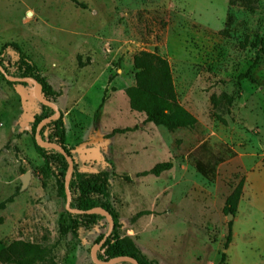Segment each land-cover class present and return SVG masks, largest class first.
Segmentation results:
<instances>
[{"label":"rangeland","instance_id":"rangeland-1","mask_svg":"<svg viewBox=\"0 0 264 264\" xmlns=\"http://www.w3.org/2000/svg\"><path fill=\"white\" fill-rule=\"evenodd\" d=\"M75 1L0 0V48L16 43L56 93L47 100L31 79L9 76L16 54L7 50L0 66V202L13 201L0 211V250L22 240L51 247L56 264L107 259L101 246L113 222L105 211L93 212L104 219L90 230L60 233L68 225L66 191L59 197L53 176L38 173L43 161L32 141L35 125L37 140L50 143L49 121L39 126L47 101L62 115L77 168L108 173L116 235L130 237L147 260L217 264L225 253V264H264V0ZM140 51L168 61L177 102L195 127L169 132L130 110L125 89L134 84L132 58ZM249 69L251 78H239ZM115 129L131 131L111 134ZM212 155L223 161L205 179L194 165ZM161 162L171 169L142 174ZM240 180L229 220L225 200Z\"/></svg>","mask_w":264,"mask_h":264},{"label":"trees","instance_id":"trees-1","mask_svg":"<svg viewBox=\"0 0 264 264\" xmlns=\"http://www.w3.org/2000/svg\"><path fill=\"white\" fill-rule=\"evenodd\" d=\"M76 2L75 0H69ZM248 2V0H245ZM264 46V40L261 41ZM8 49L16 54V60L9 68H5L6 73L15 78H28L35 81L39 87L43 98L52 100L56 93L52 90L45 78L40 75L38 68L31 59L24 54L16 43H6L0 48V66H3V57ZM263 51V47H261ZM252 67V66H251ZM250 67V68H251ZM132 68L134 71V84L125 89L128 105L131 111L141 113L145 116V123H152L161 126L171 132L177 129L193 128L197 124L196 119L184 107L178 104L173 86L172 75L168 61L156 52L140 51L132 58ZM250 69L239 78H251ZM9 84H19V82H9ZM42 116L50 117L53 110L42 105ZM41 118L37 121L39 122ZM37 122V123H38ZM50 128L48 141L61 148L65 155L52 147H43L37 144L35 139V125L32 134L33 148L43 163L38 169L42 176L51 175L55 179L56 191L59 197L65 198V191L70 193L69 208L78 212H66L68 225L60 227V233L65 234L70 231L73 234L80 229L90 230L96 226L103 216L98 213H88L92 209H102L113 222L110 235L105 239L101 248L107 259L106 262L114 258H130L136 264H158L149 261L137 248L133 240L125 236L119 238L114 227L117 226V217L109 204L108 173L106 171L84 172L80 171L73 162L72 171L67 187H65L64 174L68 167L65 156L72 159L66 147V131L61 113L48 122ZM130 129L113 130V133H125ZM42 136V132L39 134ZM110 136V135H108ZM201 145L200 148H203ZM223 158L217 156L200 157L195 162V170L205 179H213L217 164ZM170 162L155 164L143 175L151 174L159 176L160 173L170 170ZM243 181L240 180L232 193L225 200L223 212L227 216H233L237 203L241 196ZM13 201V196L0 202V211ZM146 214L140 212L137 216ZM1 221V219H0ZM231 241V222H228L227 234L223 249L226 250ZM225 253L220 254L217 264H225ZM0 264H56L52 254V248L39 243L15 240L0 250ZM94 264V263H90ZM115 264H125L123 262Z\"/></svg>","mask_w":264,"mask_h":264},{"label":"water","instance_id":"water-1","mask_svg":"<svg viewBox=\"0 0 264 264\" xmlns=\"http://www.w3.org/2000/svg\"><path fill=\"white\" fill-rule=\"evenodd\" d=\"M28 80H30V79H28ZM30 81H32V82L34 83L35 87H37V84H36L33 80H30ZM35 94H36V96L38 97L37 92H36ZM38 98H39V97H38ZM42 102L44 103V105L52 106V107L54 108V114L51 115L50 117H47V118L43 119V120L41 121V123H40L39 126H41L43 123H45V122H47V121H50V120H52V119H55V118L59 115V111H58V109L55 107V105H53V104H51L50 102H47V101H42ZM37 137H38V129H37L36 132H35V139H36L38 145L43 146V147H52V148H55V149H57L58 151H60L63 155H65V153L63 152V150H61V148H60L59 146H57V145H55V144H52V143H48V142H45V143L39 142V141L37 140ZM65 158L68 159V164H69V174H71L73 161H72V159H71L70 157H68V156H65ZM29 178H30V175H29V173H27V172L24 173V174L22 175V177H21V179H20V181H21V189H23V188L26 187ZM66 184H67V182H66ZM69 202H70V193H69L68 190H66V208H67V210H68L70 213H72V212H78L77 210L69 209ZM97 211L102 212V213H104L105 215H107L104 211L99 210V209H92V210L88 211V213H93V212H97ZM107 217H108V219H109V225H110V227H111V226H112V220H111V218H110L108 215H107ZM227 219L230 220V219H231V216H227ZM109 232H110V230L107 232V234L104 236L103 239L106 238V236L109 234ZM125 259H129V260L133 261L134 264H136V262H135L134 260H132V259H130V258H122V257L114 258V259L108 260V261H106V262H101V261H98V260H95V259H94L92 263H94V264H115V263H119V262H121V261H124Z\"/></svg>","mask_w":264,"mask_h":264}]
</instances>
